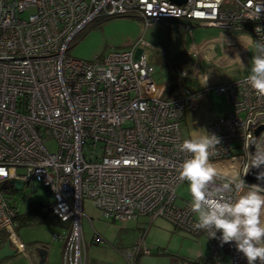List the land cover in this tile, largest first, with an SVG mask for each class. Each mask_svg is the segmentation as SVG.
<instances>
[{"label": "built area", "instance_id": "built-area-1", "mask_svg": "<svg viewBox=\"0 0 264 264\" xmlns=\"http://www.w3.org/2000/svg\"><path fill=\"white\" fill-rule=\"evenodd\" d=\"M233 1L229 10L226 0H0V231L17 251L25 248L15 232L19 211L12 201L17 190L33 191L37 182L51 199L41 204V214L68 225L52 234L64 244L63 264H84L85 199L111 222L160 218L175 230L204 236L214 264H225L222 256L229 264H247L234 242L221 245L219 232L210 238L195 227L190 195L177 204L176 191L187 184L177 169L190 158L177 148L189 138L183 124L196 109L195 99L211 89L232 109L206 126L220 138L210 156L218 170L214 187L242 179L264 188V166L249 168L254 131L264 127V97L243 83L245 76L209 84L204 49L214 38L191 45L190 65L177 71L201 93L180 88L165 96V86L152 79L151 47L142 39L92 61L68 56L72 42L93 22L125 16L145 27L182 21L189 34L206 27L239 44L264 43V0ZM255 140L264 144V129ZM47 141L55 143L53 152L45 148ZM249 170L254 179L247 177ZM142 239L123 253L132 264L139 254L151 255ZM92 240L101 242L97 234Z\"/></svg>", "mask_w": 264, "mask_h": 264}, {"label": "rangeland", "instance_id": "rangeland-1", "mask_svg": "<svg viewBox=\"0 0 264 264\" xmlns=\"http://www.w3.org/2000/svg\"><path fill=\"white\" fill-rule=\"evenodd\" d=\"M225 4L229 10L234 7L233 0H226ZM98 22V21H97ZM96 23V22H95ZM93 23V24H95ZM90 26L82 37L78 36L71 44L68 56L75 59L92 61L94 58L108 54L111 51L129 50L130 45L136 44L139 39L144 40L151 47L148 50L147 60L153 64L155 72L152 79L157 84H168L171 77L173 82L178 85V90H191L194 88L190 81L179 79L177 69L173 66L178 55L186 52L191 45L201 44L207 38L215 35L218 30L206 27L191 28L190 34L186 31L184 22L165 21L158 24H150L145 27L137 18L134 17H113L100 23L97 27ZM242 47V53L239 55L243 66L238 62H230L223 67L210 68V72L214 71L221 74L222 78H237L238 76L247 75L251 67V59L254 54V47L248 43ZM213 72V73H214ZM204 106L199 113L196 121L192 120V131L199 130L203 134L206 126L211 123L214 118L227 115L232 109L230 104L226 102L223 95H218L214 90H207L204 93ZM184 126V124H183ZM188 126V128H190ZM183 134L184 131H183ZM47 151L53 152L56 148L55 143L47 141L44 145ZM177 204L181 205L183 200L187 199V184L181 185L177 191ZM13 201L20 213H22L28 204L41 203L48 204L51 199L46 190L37 182L34 183L33 191L28 189L17 190ZM143 224H139V228L135 236L130 234L124 236L123 242H136L142 237V243L152 251V255L142 256L140 264H183L184 257L181 255L188 249V243L192 241V237L182 231L175 230L168 222L163 219H156L150 223L146 218L137 219ZM136 220V222H138ZM130 222V226H134L135 221ZM120 222H111L103 219L99 215V211L89 200L82 202V218H81V234L82 245L86 247L89 254L95 253L107 258H121L125 261V257L118 252H111L112 248H117L115 239L116 229ZM150 223V224H149ZM143 231V233H142ZM58 234V230H54L45 225H29L19 230L18 238L25 246L26 252H16L11 257L0 261V264H38V254L36 250L40 246H46L48 249L47 263L59 264L58 257L59 244L52 239V234ZM94 234H97L101 243L94 244L91 242ZM27 246V247H26ZM105 255V256H104Z\"/></svg>", "mask_w": 264, "mask_h": 264}, {"label": "clouds", "instance_id": "clouds-1", "mask_svg": "<svg viewBox=\"0 0 264 264\" xmlns=\"http://www.w3.org/2000/svg\"><path fill=\"white\" fill-rule=\"evenodd\" d=\"M261 10L257 9L258 14ZM235 60L243 66L239 57ZM243 83L258 97H264V43H255L250 71ZM217 145H220L217 135L193 130L177 146L180 152L190 154L177 170L180 179L187 182L190 208L196 216L195 227L207 232L210 238H216L219 232L221 245L234 242L247 264H264V188L248 186L242 179L214 187L218 170L210 162V156L215 154ZM252 145L255 150L250 154L249 168L260 169L264 166V144L254 139ZM260 177H264V172ZM10 246L15 249L11 243Z\"/></svg>", "mask_w": 264, "mask_h": 264}, {"label": "crops", "instance_id": "crops-1", "mask_svg": "<svg viewBox=\"0 0 264 264\" xmlns=\"http://www.w3.org/2000/svg\"><path fill=\"white\" fill-rule=\"evenodd\" d=\"M211 38H214L215 42L204 49V55L206 58L205 59L206 62L203 65V73L206 74L209 84L226 83V82H229L231 80H236L239 77H242V76H238L237 78H227V77L223 76V78H222L221 74L216 73L214 71L210 72V68L223 67L225 65H228L230 62H232V63L238 62V60H235V59L237 57H239V55H241V53L243 52L242 47H246V46L244 44H239L238 42H235L228 35L220 33V32H217L215 35L211 36ZM243 76H246V75H243ZM169 80H171V82H173L171 77L169 78ZM188 81H190V80H188ZM190 82L194 86V88L189 90L190 92H194V93H201L202 92L200 90V86L196 82H194V81H190ZM165 85L166 84H164V86ZM206 91L203 92L202 96H199L195 99V102H196L195 111L187 113L186 120L184 122V127H183L185 136L190 137V133L192 132V127H190L192 125V120L196 121L199 117V113L203 109L204 93H206ZM188 126L190 128H188ZM245 190H247V189H245ZM136 220H134L135 223H134L133 227L130 226V224H128L130 222L119 223V226L116 229L115 239L113 241V242H117V245H116L117 248L116 249L112 248V250H110L111 252L115 251V252L121 253V255L124 256V254H123L124 251L127 250L128 248H130L131 246L135 245L138 242V241H136V242L125 243L121 239L125 235L129 236L130 234H133V236H135L137 231H141L143 229V227L139 228V224L141 225L144 222L139 223V221L137 220L138 222H136ZM54 230H58L59 233H61L60 232L61 229L57 228ZM142 233H143V231H142ZM145 233H146V230L142 234V236H144ZM141 238H143V237H141ZM191 240L192 241H190L188 243V249H186V251L181 255L185 259V262L183 264H188V262L197 261L200 258H203V259L211 258V248H210V244H209V241L207 240V238H205L204 236H198V237H192ZM91 242H92V240H91ZM57 243L60 246L59 247L60 255L58 257L59 264H63V261H62V248H63L62 246H63V244L60 242H57ZM98 243H101V242H98ZM94 244H97V242H95ZM84 247H85V245H84ZM44 250H46V257H45V261L43 264L47 263V257L49 255L48 249L44 248ZM141 257H142V255L139 257H136L134 264H140ZM124 260L125 261H123L119 257L118 258H116V257L107 258L106 256L102 257L101 255L95 254V253L89 254L86 247H85L84 264H132V262L128 261L126 258ZM222 260L225 261V264H229L228 258L226 256H222ZM38 264H39V259H38Z\"/></svg>", "mask_w": 264, "mask_h": 264}, {"label": "trees", "instance_id": "trees-1", "mask_svg": "<svg viewBox=\"0 0 264 264\" xmlns=\"http://www.w3.org/2000/svg\"><path fill=\"white\" fill-rule=\"evenodd\" d=\"M97 21H95L96 23L93 22L95 24L90 25V26H92L91 28L97 27L100 23H102L105 20H102V21L101 20H97ZM86 30L82 34H84L86 32ZM82 34L79 35V36L82 37ZM189 65H190V60L187 57V53L184 52V53H182V54L177 56L173 66L177 70H179V69H182V68H186ZM177 89H178V85L175 84V82H171V80H169L168 84L165 85L164 94H165V96H169L173 92L177 91ZM12 204H13V207H16L14 201H12ZM40 207H41V203H38V202L30 203V204L27 205V207L25 208V210L22 213L19 212L16 215V219L15 220L17 221L18 224H17V227L15 228V232H16L17 236H18L20 228L27 227L29 225H35V224L36 225L49 226L52 229H57L58 228V229H61L60 230L61 233L65 232L64 229H67L68 225H63L58 219H56L54 217H49V216H45V215L41 214ZM6 241H7V237H6L5 233L0 231V247ZM92 243H95V242L92 240ZM62 247L64 248V244H63ZM39 248L40 249H44V248H46V246L43 245V246H40ZM63 248H62V252H63ZM25 250H26V248H25ZM150 252H151V250H150ZM151 254H152V252H151ZM139 256H141V255L139 254L137 257H139ZM188 264H214V262H213V260L211 258H209V259L200 258L197 261L188 262ZM257 264H259V262H257Z\"/></svg>", "mask_w": 264, "mask_h": 264}, {"label": "water", "instance_id": "water-1", "mask_svg": "<svg viewBox=\"0 0 264 264\" xmlns=\"http://www.w3.org/2000/svg\"><path fill=\"white\" fill-rule=\"evenodd\" d=\"M173 3L176 4H182L184 3L185 0H169ZM264 129V127H259L258 129H256L254 131V139L256 138V136L258 135L259 131ZM248 178H253V173L251 170L248 171ZM38 257H39V264H43L45 261V257H46V250L44 249H37L36 250ZM16 254V250L11 248L9 241H6L1 247H0V261L7 259V258H11Z\"/></svg>", "mask_w": 264, "mask_h": 264}]
</instances>
